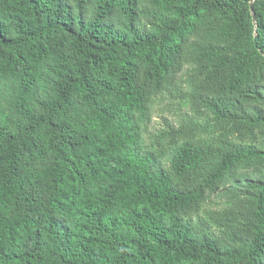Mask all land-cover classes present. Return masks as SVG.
Masks as SVG:
<instances>
[{
    "label": "trees",
    "instance_id": "16d2710c",
    "mask_svg": "<svg viewBox=\"0 0 264 264\" xmlns=\"http://www.w3.org/2000/svg\"><path fill=\"white\" fill-rule=\"evenodd\" d=\"M0 264H264V0H0Z\"/></svg>",
    "mask_w": 264,
    "mask_h": 264
},
{
    "label": "rangeland",
    "instance_id": "374dc122",
    "mask_svg": "<svg viewBox=\"0 0 264 264\" xmlns=\"http://www.w3.org/2000/svg\"><path fill=\"white\" fill-rule=\"evenodd\" d=\"M168 107H169V101L165 100V101H159L155 107V112L153 115V120L149 126V132H153L154 130H158L160 129L163 124H164V117H167L169 119H173V115L170 111H168ZM145 141L148 140V136L145 135L144 136ZM214 202H221L220 199H213ZM214 205V204H213Z\"/></svg>",
    "mask_w": 264,
    "mask_h": 264
},
{
    "label": "water",
    "instance_id": "95a60500",
    "mask_svg": "<svg viewBox=\"0 0 264 264\" xmlns=\"http://www.w3.org/2000/svg\"><path fill=\"white\" fill-rule=\"evenodd\" d=\"M251 11H253V4H251ZM253 18H254V22L256 23V17H255V15L253 14Z\"/></svg>",
    "mask_w": 264,
    "mask_h": 264
}]
</instances>
